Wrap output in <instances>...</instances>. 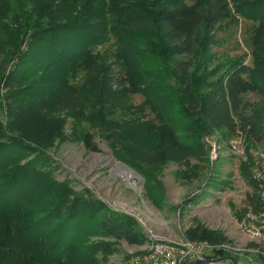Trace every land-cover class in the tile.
<instances>
[{
    "label": "trees",
    "instance_id": "obj_1",
    "mask_svg": "<svg viewBox=\"0 0 264 264\" xmlns=\"http://www.w3.org/2000/svg\"><path fill=\"white\" fill-rule=\"evenodd\" d=\"M234 1L258 23L252 65L242 58L211 63L217 25L231 12L226 0L0 3V264H11V251L29 264H108L121 242H146L135 217L111 209L89 189L45 183L42 153L25 162L29 152L73 141L98 152L97 129L119 159L147 176L168 163L206 158L204 139L218 132L263 144L262 115L245 96L264 97V0ZM111 41L114 52L97 51ZM152 61L156 67L146 71ZM142 93L155 120L132 115V98ZM248 157L241 173L257 209ZM185 238L225 241L201 223Z\"/></svg>",
    "mask_w": 264,
    "mask_h": 264
},
{
    "label": "rangeland",
    "instance_id": "obj_2",
    "mask_svg": "<svg viewBox=\"0 0 264 264\" xmlns=\"http://www.w3.org/2000/svg\"><path fill=\"white\" fill-rule=\"evenodd\" d=\"M226 1L231 12L217 25L219 44L212 49L211 63L222 66L228 60L242 58L247 65H252L255 52L253 37L258 23L249 17L250 12L243 10L242 5L234 0ZM113 42L97 51L114 52L117 46ZM155 64L153 61L145 62L144 69L156 67ZM147 96L145 93L133 96L132 103L136 109L132 115L142 120H155ZM245 98L260 111L264 132V97L249 93ZM170 106L171 103H166L165 108ZM117 118L122 119L121 114ZM0 119L5 121L2 106ZM173 121L176 122L175 118ZM174 122L179 136L183 137L181 125ZM71 124L70 121L67 133H71ZM87 127L78 128L85 133L89 130ZM92 134L98 152L88 150L81 141L58 142L53 148L29 152L25 162L42 153L39 167L45 183L69 182L77 191L89 189L111 209L137 219L146 234V242L139 246L121 242L118 253L109 259L108 264H125L127 257L145 250L157 239L184 240L187 229L196 223L219 233L227 241L242 239L234 218L236 212L252 208L248 195H253L254 190L242 176L241 164L248 160V156L263 153L264 142L252 145L243 135L228 139L218 132L204 139L208 151L206 158L191 159L189 165L168 163L157 173L146 176L119 159L99 130L93 129ZM120 165L133 172L136 178H128ZM186 172L189 177H184ZM10 254H13L9 261L11 264L26 261L23 257L18 259L15 252Z\"/></svg>",
    "mask_w": 264,
    "mask_h": 264
},
{
    "label": "built area",
    "instance_id": "obj_3",
    "mask_svg": "<svg viewBox=\"0 0 264 264\" xmlns=\"http://www.w3.org/2000/svg\"><path fill=\"white\" fill-rule=\"evenodd\" d=\"M261 152L252 157L251 165L260 206L235 215L240 241L157 239L145 250L131 254L125 264H196L199 260L207 261L200 264H232L219 261L222 257H234L238 264H264V151Z\"/></svg>",
    "mask_w": 264,
    "mask_h": 264
},
{
    "label": "water",
    "instance_id": "obj_4",
    "mask_svg": "<svg viewBox=\"0 0 264 264\" xmlns=\"http://www.w3.org/2000/svg\"><path fill=\"white\" fill-rule=\"evenodd\" d=\"M219 261H230L232 264H238L237 260L234 257H222L218 259ZM207 262L205 260H199L196 264Z\"/></svg>",
    "mask_w": 264,
    "mask_h": 264
},
{
    "label": "bare ground",
    "instance_id": "obj_5",
    "mask_svg": "<svg viewBox=\"0 0 264 264\" xmlns=\"http://www.w3.org/2000/svg\"><path fill=\"white\" fill-rule=\"evenodd\" d=\"M120 168H122L124 171H125V173H126V176L129 178V177H131V178H136L135 177V174L133 173V172H131V171H129L127 168H125L124 166H122V165H120Z\"/></svg>",
    "mask_w": 264,
    "mask_h": 264
}]
</instances>
